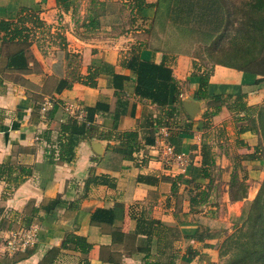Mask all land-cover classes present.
<instances>
[{
    "label": "crops",
    "instance_id": "obj_1",
    "mask_svg": "<svg viewBox=\"0 0 264 264\" xmlns=\"http://www.w3.org/2000/svg\"><path fill=\"white\" fill-rule=\"evenodd\" d=\"M137 1L0 0V23H10L0 30V264L220 262L219 244L247 201L230 197L231 176L246 183L264 161L243 159L258 135L240 133L226 106L205 112L215 94L242 93L248 105H260L264 84L215 64L209 97L199 98L205 68L190 55L149 47L155 8L147 2L154 0L140 8ZM134 60L169 68L168 89L136 90ZM50 96L55 101L41 118L39 105ZM185 100L198 103L194 116ZM66 103L83 106L85 119L72 118ZM69 119L82 132L64 130ZM162 132L190 156L184 172L155 158L151 145ZM68 136L72 156L60 160ZM204 142L213 159L207 175ZM27 219L38 228L35 244L7 253L5 235ZM68 235L84 237L90 249L63 246Z\"/></svg>",
    "mask_w": 264,
    "mask_h": 264
},
{
    "label": "trees",
    "instance_id": "obj_2",
    "mask_svg": "<svg viewBox=\"0 0 264 264\" xmlns=\"http://www.w3.org/2000/svg\"><path fill=\"white\" fill-rule=\"evenodd\" d=\"M220 1L222 0H154L147 2V5L155 8V14L146 28L149 47L154 51L175 53L159 46V43L151 36L152 30L157 26L162 13L168 15L169 20L182 31H191L190 27L193 24H199L196 31L202 30L203 35H207L206 37L209 39H217L227 32L229 45L224 49L226 51L225 58L218 59L214 65L221 64L258 75L259 77L254 80V84H264V0H233L232 5L238 10V25L233 33H231L233 29L230 30L232 24L228 26L229 23H233V19L224 16V5ZM143 3L144 0H138L137 6L140 8ZM9 24V22L2 21L0 30H5ZM134 63L133 67L137 74L136 90L168 89L169 81L172 80L169 68L148 61L134 60ZM196 64L199 63L193 57V65L196 66ZM211 70L212 66L209 69L205 68L202 73L198 74L197 95L199 98L209 97L206 93V87ZM244 96L245 94L242 93L236 96L215 94L211 98L216 103L212 109L205 112V115L210 116L217 113L221 106H226L228 110L233 112L235 120L238 121L240 133L250 131L259 136L255 145L247 146L248 151L243 155V159L264 161V104L248 105L243 99ZM175 112L176 110L168 111L169 117H174ZM1 114L3 115L4 111L0 108V116ZM74 119H69V123L63 129L77 134L82 132L83 127L82 124L78 125ZM189 128L190 123H185L182 131L187 132ZM71 137L68 136V140L59 144L60 160L68 161L72 156L75 140ZM201 155L202 171L204 175H207L205 167L210 166L213 159L210 155V147L205 142L201 146ZM2 167L3 165L0 164V177L4 172ZM19 181H22V178ZM237 184H240L238 185L241 187L240 192ZM229 192L232 199H241L247 194V185L244 181L236 179L234 175L230 181ZM55 202L56 200L52 204ZM31 224L34 223L27 219L22 225L30 226ZM68 243H73L75 247L84 252L91 247L84 237L78 235H68L63 240L62 245L67 246ZM219 255H229L225 264H264V177L255 198L249 204L243 226L224 237L219 244Z\"/></svg>",
    "mask_w": 264,
    "mask_h": 264
},
{
    "label": "rangeland",
    "instance_id": "obj_3",
    "mask_svg": "<svg viewBox=\"0 0 264 264\" xmlns=\"http://www.w3.org/2000/svg\"><path fill=\"white\" fill-rule=\"evenodd\" d=\"M220 3H223L224 5V16L231 17L233 19V23L231 22L228 25L230 26L232 24L230 30L233 29V31L231 32L233 33L235 32L238 25V10L234 7V5H232L233 0H222L220 1ZM160 19L156 24L157 26L152 30L151 36L156 40L157 43H159V46H161L162 48H166L170 51L175 52L176 54L183 53L190 55L191 57H194L197 60V63H199L204 68L208 69L213 66L218 59L225 58L224 56L226 54V51H224V49L229 45V36H227V32L224 36H221L217 39H209L208 37H206L207 35H203L202 30L196 31V28L199 24H193V26L190 27L191 31H182L175 23L169 20L168 15L162 13ZM212 41H217V43L214 44V42ZM263 175L264 163L259 166V172L257 173V176L255 175L256 177H252L250 173L249 175L247 174V182L245 183L247 185V194L245 196L247 197V201L245 203V208L243 209V214L240 219L231 221L230 231H227L225 236L231 234L236 229H240L243 226V222L245 221L249 204L253 201L257 194ZM241 176L242 175H237L236 179L240 181ZM228 177L230 178V176H225V180L229 179ZM238 185L240 184H237V188L240 192L241 187ZM229 255H219L220 262L218 264H225V261L228 259Z\"/></svg>",
    "mask_w": 264,
    "mask_h": 264
},
{
    "label": "built area",
    "instance_id": "obj_4",
    "mask_svg": "<svg viewBox=\"0 0 264 264\" xmlns=\"http://www.w3.org/2000/svg\"><path fill=\"white\" fill-rule=\"evenodd\" d=\"M55 98L52 96L45 98L39 105V114L45 118L51 108ZM66 112L73 118L83 121L86 116V110L83 106L75 103H66L64 106ZM168 134L162 132L155 142L151 145L155 158L162 163L164 168L171 172H184L191 163L188 154L177 151L174 145L168 140ZM38 228L36 226H19L8 231L3 239V246L7 253L23 251L33 246L37 240Z\"/></svg>",
    "mask_w": 264,
    "mask_h": 264
},
{
    "label": "water",
    "instance_id": "obj_5",
    "mask_svg": "<svg viewBox=\"0 0 264 264\" xmlns=\"http://www.w3.org/2000/svg\"><path fill=\"white\" fill-rule=\"evenodd\" d=\"M183 106L190 116H194L198 108V103L194 101L185 100L183 101Z\"/></svg>",
    "mask_w": 264,
    "mask_h": 264
}]
</instances>
